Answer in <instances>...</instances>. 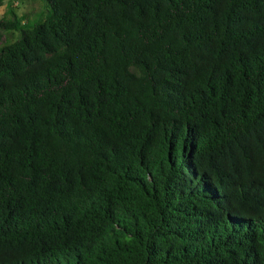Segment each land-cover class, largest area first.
I'll list each match as a JSON object with an SVG mask.
<instances>
[{
  "label": "trees",
  "instance_id": "16d2710c",
  "mask_svg": "<svg viewBox=\"0 0 264 264\" xmlns=\"http://www.w3.org/2000/svg\"><path fill=\"white\" fill-rule=\"evenodd\" d=\"M41 1L0 0V264H264V0Z\"/></svg>",
  "mask_w": 264,
  "mask_h": 264
},
{
  "label": "rangeland",
  "instance_id": "374dc122",
  "mask_svg": "<svg viewBox=\"0 0 264 264\" xmlns=\"http://www.w3.org/2000/svg\"><path fill=\"white\" fill-rule=\"evenodd\" d=\"M18 14H27L30 12L45 13L44 3L41 0H8ZM6 4L0 6V17L5 14ZM15 34H17L15 32Z\"/></svg>",
  "mask_w": 264,
  "mask_h": 264
}]
</instances>
